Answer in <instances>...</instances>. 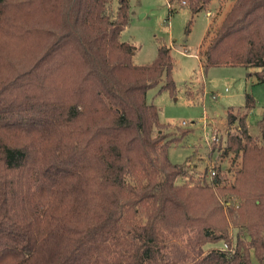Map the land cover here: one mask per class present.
I'll return each mask as SVG.
<instances>
[{
    "label": "trees",
    "instance_id": "trees-1",
    "mask_svg": "<svg viewBox=\"0 0 264 264\" xmlns=\"http://www.w3.org/2000/svg\"><path fill=\"white\" fill-rule=\"evenodd\" d=\"M168 1L197 14L215 0ZM130 18V0H0V264H264V115L257 137L251 94L227 115L234 238L219 177L169 159L188 132L146 96L164 75L175 89L170 48L134 64ZM210 27L206 65L264 84V0H232Z\"/></svg>",
    "mask_w": 264,
    "mask_h": 264
},
{
    "label": "rangeland",
    "instance_id": "rangeland-1",
    "mask_svg": "<svg viewBox=\"0 0 264 264\" xmlns=\"http://www.w3.org/2000/svg\"><path fill=\"white\" fill-rule=\"evenodd\" d=\"M231 3L232 0H215L207 9L193 14L181 1L130 0V23L122 38L137 47L133 58L136 65L154 61L160 46L170 48L175 89L164 88V75L147 92V102L160 109L162 123L179 129L177 135L183 130L188 132L179 145L170 147L171 162L185 164L188 176L198 180H221L215 191L224 204L226 221L235 238L241 199L227 189L235 184L240 160H235L233 154L223 156V150L227 136L238 134V123L230 124L227 115L230 109L234 113L242 111L246 94H251L256 107L248 116V125L250 133L257 137V123L264 115V84L258 83L254 68L207 66L202 60L201 49L210 26H219Z\"/></svg>",
    "mask_w": 264,
    "mask_h": 264
},
{
    "label": "built area",
    "instance_id": "built-area-1",
    "mask_svg": "<svg viewBox=\"0 0 264 264\" xmlns=\"http://www.w3.org/2000/svg\"><path fill=\"white\" fill-rule=\"evenodd\" d=\"M212 174L215 175V171H213Z\"/></svg>",
    "mask_w": 264,
    "mask_h": 264
},
{
    "label": "crops",
    "instance_id": "crops-1",
    "mask_svg": "<svg viewBox=\"0 0 264 264\" xmlns=\"http://www.w3.org/2000/svg\"><path fill=\"white\" fill-rule=\"evenodd\" d=\"M210 14V13H209ZM209 14H208V16H209Z\"/></svg>",
    "mask_w": 264,
    "mask_h": 264
}]
</instances>
